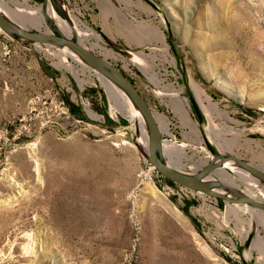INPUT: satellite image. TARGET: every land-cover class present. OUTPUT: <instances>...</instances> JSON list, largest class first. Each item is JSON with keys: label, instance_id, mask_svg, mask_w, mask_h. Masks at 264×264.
<instances>
[{"label": "rangeland", "instance_id": "rangeland-1", "mask_svg": "<svg viewBox=\"0 0 264 264\" xmlns=\"http://www.w3.org/2000/svg\"><path fill=\"white\" fill-rule=\"evenodd\" d=\"M63 1L97 35L84 46L110 50L106 60L164 118L163 141L197 169L221 153L264 171V0ZM50 5L41 30L77 40ZM101 78L67 47L0 30V264H264V211L161 176ZM225 164L212 178L255 195L243 171L264 189Z\"/></svg>", "mask_w": 264, "mask_h": 264}, {"label": "water", "instance_id": "water-1", "mask_svg": "<svg viewBox=\"0 0 264 264\" xmlns=\"http://www.w3.org/2000/svg\"><path fill=\"white\" fill-rule=\"evenodd\" d=\"M48 1L51 2V5H53V8H55L57 12H60V8L56 0ZM42 5L46 10L47 0H45ZM44 18L47 23H50L46 13ZM50 28L52 33L45 30H29L21 24L14 22L10 17L0 11V30L5 34L24 42L48 44L56 47H67L87 66L102 75L108 81L112 82L128 96L142 115L146 125L148 134L147 150L145 152L146 159L161 176L186 189L220 198L229 203L248 204L258 210L264 211L263 201L241 192L232 184L212 178L218 168L227 161L234 162L263 183L264 171L244 162L234 155L221 153H213L211 160L207 161L194 171H185L172 165L168 155L164 152L162 145L163 139L156 118L146 100L142 97L134 84L123 74V72L112 66L102 56L82 46L75 37H65L53 26ZM191 102L196 114L200 118V113L194 100L191 99ZM222 189L230 192L234 197H229Z\"/></svg>", "mask_w": 264, "mask_h": 264}, {"label": "bare ground", "instance_id": "bare-ground-1", "mask_svg": "<svg viewBox=\"0 0 264 264\" xmlns=\"http://www.w3.org/2000/svg\"><path fill=\"white\" fill-rule=\"evenodd\" d=\"M56 2L58 3V6L60 8V12H57L55 10V8H53L52 5H50L51 8H53V11H52L53 13H51L50 15H51V17L56 18L58 24L64 29L65 32L71 33L72 31H74L77 34V41L82 46H84L85 42H90V39H89L90 37H97V35L88 32V30L82 29L81 24L79 22V19H77L75 16H69L68 15V11L66 9V6H65V3L63 0H56ZM2 7L4 9H6L4 6H2ZM0 11L3 14H5L3 12L2 8H0ZM11 12L16 18L21 19V21H23V22L26 21V22L37 25L43 20V17L41 15L39 9L31 10L29 8L28 9L16 8L14 10L12 9ZM54 14L58 15V17L54 16ZM50 32L52 33L51 30H50ZM84 47H86V46H84ZM103 54L105 56V57H103L105 60L109 56H111V57L114 56L110 50H105V49L103 51ZM101 84L105 87L106 92L109 95L110 100H112L114 102L115 106L119 109V111L122 112V114L128 116L132 121L135 122L136 130L140 136L139 140L144 142V146H146V149H147V143L146 142L148 141V134H147L146 125H145V122L143 120L142 115L140 114L138 109L135 107L134 103L128 98V96L123 91H121L118 87H116L112 83L108 82L107 80L101 78ZM174 100L179 104L181 102V99L178 97H176V99L174 98ZM155 118H156L158 125L159 126L162 125L166 130L168 126H167V123L165 122L164 118L160 114L155 115ZM211 130H212V133L214 135H217L220 137V135H219L220 130L219 129L217 130V128L213 124H211ZM222 138L226 139L225 137H222ZM163 144H164L163 149L165 150L164 151L165 154H167V155L169 154L171 158H174L176 160L177 159L180 160V159L184 158L187 161H191L192 162L191 165L193 166V169L194 170L197 169V167L200 163L193 161L192 156L187 155V152L185 151L184 147L176 144L172 140H164L162 142V145ZM227 164H231V163H227ZM224 166H226V164L222 165L221 167H224ZM221 167H219L218 170ZM258 167L261 169H264V160L263 159H260ZM231 168L234 171L240 170V168L233 166V165H231ZM219 174H220V177H222V178H231V175L226 170H221V173H219ZM239 179L243 184H245L247 186L250 193L255 194V195L250 194L251 196L260 198L261 200L264 201V189L258 187L257 181L253 177H251L247 173L241 171L239 173Z\"/></svg>", "mask_w": 264, "mask_h": 264}, {"label": "crops", "instance_id": "crops-1", "mask_svg": "<svg viewBox=\"0 0 264 264\" xmlns=\"http://www.w3.org/2000/svg\"><path fill=\"white\" fill-rule=\"evenodd\" d=\"M39 1V2H38ZM45 0H7V3L5 1L2 0V4H4L5 6L9 7L11 10L12 9H16V8H25V9H31V10H37L39 9L42 17H43V20L35 25V24H32V23H29V22H20L18 21L15 16H13V14H10L9 17L16 23L18 24H21L22 26H24L25 28L29 29V30H41L42 26H43V23H44V17H45V13L46 15H48L47 13V7H46V10L45 8H43V5L42 3L44 2ZM46 11V12H45ZM15 18V19H13Z\"/></svg>", "mask_w": 264, "mask_h": 264}, {"label": "trees", "instance_id": "trees-1", "mask_svg": "<svg viewBox=\"0 0 264 264\" xmlns=\"http://www.w3.org/2000/svg\"><path fill=\"white\" fill-rule=\"evenodd\" d=\"M172 183V182H171Z\"/></svg>", "mask_w": 264, "mask_h": 264}]
</instances>
